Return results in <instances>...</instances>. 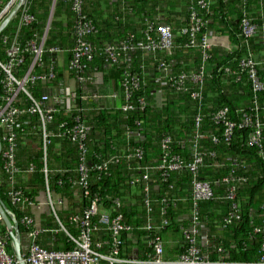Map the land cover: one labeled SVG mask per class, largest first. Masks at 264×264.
Segmentation results:
<instances>
[{
	"label": "trees",
	"instance_id": "1",
	"mask_svg": "<svg viewBox=\"0 0 264 264\" xmlns=\"http://www.w3.org/2000/svg\"><path fill=\"white\" fill-rule=\"evenodd\" d=\"M8 1L0 0V12ZM199 1L81 0L80 15L91 22L81 39L89 43L91 57H81L76 68L69 67L80 39L79 18L71 1L26 0L3 26L0 61L5 65L12 43L22 45L26 40L45 38L43 66L33 72L44 74L53 66L56 76L29 85L35 97L58 94L67 83L76 93L70 108L64 104L44 107L52 116L45 123L46 149L40 115L30 113L31 100L23 91L18 93L13 106L21 113L15 116L12 129L15 148L11 170L5 167L7 143L0 125V199L17 220L21 238L35 227L38 235L34 241L40 247L72 249L69 234L80 233L73 216L83 215L98 199L111 218L120 216L127 227L118 233L120 258L155 259L156 248L150 244L155 240L163 249L162 259L175 262L195 239L200 255L211 261L264 262V155L260 147L247 142L251 128L235 127L232 137L226 139L224 126L213 118L219 110L227 109V118L239 122L241 110L257 109L251 113L253 118L264 121V90H254L239 64L249 56L259 62L264 59V33L246 37L242 25L247 20L264 26V0H213L208 7ZM193 12L201 25L185 32L196 23ZM26 13L34 16L30 24L23 21ZM160 26L171 28L172 47L145 49L142 44L148 37L159 41ZM208 34L221 42L211 40L205 64L199 42ZM51 47L59 51H51ZM108 50L116 52V61ZM31 60L32 56L26 55L15 73L18 77L24 75ZM165 61L170 65L163 70ZM261 73L264 76V69ZM195 74L202 75V84L192 81ZM4 91L0 82V105ZM194 91H200L202 98H193ZM59 96L64 98L62 93ZM80 125L87 131L82 139H75ZM210 134H216L218 141ZM165 138L170 141L167 150L163 148ZM197 154L202 163L196 177L209 182L214 192L211 199L198 202L193 195L195 175L189 169ZM165 156L177 157L183 165L163 167ZM99 165L105 168L98 169ZM231 174L234 179L225 181ZM137 178L139 182L134 181ZM230 191L233 200L228 198ZM54 195L60 198L59 203H54V208L46 203L37 226V206L44 197L54 202ZM23 217H30L34 226H24ZM91 222L94 226L97 216ZM5 233L1 221L0 235ZM92 236L93 243L102 245L99 251L106 255L113 252L111 231L99 229ZM8 249L13 253L12 239ZM22 253L26 254L24 248Z\"/></svg>",
	"mask_w": 264,
	"mask_h": 264
},
{
	"label": "built area",
	"instance_id": "2",
	"mask_svg": "<svg viewBox=\"0 0 264 264\" xmlns=\"http://www.w3.org/2000/svg\"><path fill=\"white\" fill-rule=\"evenodd\" d=\"M71 1L73 4L74 11L78 14V22H77V34L80 37L79 43L74 48V58L69 63L70 68H76L80 66V59L83 56L91 57V49L89 43L82 40L81 37L88 33L91 28V22L85 17L80 15V7L81 0H65ZM19 0H9L7 4L3 7L0 12V27L4 22V19L10 15L12 9L17 5ZM213 0H200L199 4L202 7H208L211 5ZM26 11V10H25ZM192 19L196 21L191 26L187 27L185 32L187 31H195L201 25V20L196 17V14L193 12L191 14ZM23 21L25 24H30L34 21V16L30 13H26L23 15ZM243 25V33L246 37H259L264 33V26L259 27L258 25H254L247 20L242 21ZM158 32L160 39L155 42L151 37H148L149 41L147 43H143V47L147 50H156L158 48H165L166 50H170L172 47V39L173 34L171 28L168 26H160L158 27ZM216 41L220 43L221 41L217 38L208 35H204L202 37L200 44V51L204 55L205 64L208 62V51L211 48V42ZM193 43V42H192ZM44 44L45 38H36L31 40H26L22 45L12 43L8 54L10 57L9 62L5 65L0 61V82L5 89V98L3 99V103L0 105V125L4 127L5 135L4 140L7 143V148L3 152V156H5V167L9 170L14 169V160H13V150L15 148V134L13 133V124L15 122V116L20 112L19 107H14L13 103L17 98V95L20 91H23L26 96L31 100V105L29 108L30 113H38L42 120V132L44 133V149L47 148L48 140L47 133L45 128V123L47 120L52 118L50 111H45L44 107L46 104H64L67 108L71 107V104L75 98L76 93L72 91L71 87H63L60 88L59 93L51 94V95H43L41 97H35L29 90L28 86L32 85L36 80L42 79L45 81L54 79L56 76L55 68L52 66L46 73L44 74H34L33 70L35 67H42V54L44 52ZM51 51H59L55 47L50 48ZM109 55L111 56L113 61L117 60V55L114 50H108ZM26 55H31L32 60L28 69L25 71L22 77H18L15 73L22 67L24 62L26 61ZM241 70L246 71L249 75V78L252 81L253 87L255 91L264 90V76H262L261 69H264V59L263 61H257L252 56L247 58H243L239 62ZM170 64L168 62H163L162 67L163 70H166ZM202 75L195 74L192 75V81L196 84H202L203 78ZM181 85L184 84L183 79L179 80ZM62 93L64 98H61L59 94ZM193 98H202V93L200 91H194L191 93ZM160 100V99H159ZM255 104L258 106L257 99H255ZM257 109L251 110H241L242 111V119L239 122H234L227 118V109L219 110L216 114L213 115V118L218 122L222 123L224 126L223 137L226 139H230L233 135V131L235 127L251 128V131L248 136V144L251 146L260 147V152L264 155V142H263V134H264V121L259 118H253V113ZM201 123V116H197L196 124L199 127ZM84 131L87 129L82 125L78 126L76 129V133L73 136L75 139H82L84 135ZM139 137L142 135L138 132L136 133ZM213 140L218 141V136L216 134H210ZM196 139H199L200 136L196 135ZM170 141L168 138L163 140V148L167 150L169 148ZM194 148H197V145H194ZM139 155H142V152H138ZM164 162L162 164L163 167L169 168H178L183 165L181 160L177 157L167 158L166 156L163 158ZM202 163V158L197 154L193 163L189 166V169L195 175L193 182V195L195 201L200 200H208L213 197V189L209 182L199 180L196 175L198 173L197 167ZM105 168L104 165H99L97 168L102 169ZM80 170L86 176V169L83 165H81ZM83 176V182L86 183V178ZM234 179V174L229 175L225 181L230 182ZM135 182H139L140 179L137 178L134 180ZM228 198L230 200L234 199V194L232 191L229 192ZM120 204V203H117ZM50 205L54 208L53 203ZM233 209L237 211V205L233 204ZM234 216L238 217L237 214ZM97 216L98 222L92 226L91 219L92 217ZM2 221L0 215V222ZM72 221L77 223L80 227V233L77 236L69 234L70 239L74 242V246L72 249L68 251H53L47 250L40 247L34 239L38 235V229L35 227L28 232H26L27 239L31 240V243L28 244L26 248V254L24 255V259L27 264H102V262H109L114 264L119 262L121 264H221L220 262L211 261L205 257L200 255L199 248L195 244V239H191V245L187 249L186 253L182 254L177 261L175 262H167L162 259L163 249L159 242L155 240H150V244L155 245L157 257L155 259H149L145 261H140L134 258H120L117 256L118 253V233L120 230H123L126 227L125 223L121 219L120 216L111 218L107 209H105L100 203H98V199H94L90 206L84 211L83 215L78 216L75 215L72 218ZM21 223L24 226H34V221L30 217H23L21 219ZM150 227V226H149ZM63 228V227H62ZM152 228V227H150ZM64 229V228H63ZM99 229H107L112 232L113 235V252L109 255L102 253L99 251L102 245L100 243H93L92 232ZM259 231V229H255ZM10 240V234L7 232L4 235H0V264H19L14 253L10 252L8 249V244ZM264 261V258L262 259ZM234 264V263H230ZM264 264V262L260 263Z\"/></svg>",
	"mask_w": 264,
	"mask_h": 264
},
{
	"label": "water",
	"instance_id": "3",
	"mask_svg": "<svg viewBox=\"0 0 264 264\" xmlns=\"http://www.w3.org/2000/svg\"><path fill=\"white\" fill-rule=\"evenodd\" d=\"M26 0H20L19 3L16 5V7L13 9L12 13L9 15V17L5 20V22L1 25L0 31L3 28V26L7 23V21L18 11V9L25 4ZM2 151V139L0 135V154ZM0 215L2 218V221L11 235L12 238V251L15 254L19 264H27L23 253H22V247H21V234L19 231V225L16 220L13 219V214L10 210L7 209L3 201L0 199Z\"/></svg>",
	"mask_w": 264,
	"mask_h": 264
},
{
	"label": "crops",
	"instance_id": "4",
	"mask_svg": "<svg viewBox=\"0 0 264 264\" xmlns=\"http://www.w3.org/2000/svg\"><path fill=\"white\" fill-rule=\"evenodd\" d=\"M62 60H63V58H62V56H60L59 57V62L61 63ZM65 66H66V64L64 63V67ZM53 197H54V202H52L53 205H54V203H59L58 200L60 201V198L58 196H55V195ZM41 203L42 204L40 206H37L38 208L36 207L38 209L37 212H36V217L37 218L35 220V223H36L37 226H40V224H39V222H40L39 216H40L41 211L47 206L46 203H51V202L48 200V198L44 197V198L41 199ZM63 203H65V202H63ZM58 206L61 207L60 204H58ZM24 236L26 237V234H24Z\"/></svg>",
	"mask_w": 264,
	"mask_h": 264
},
{
	"label": "rangeland",
	"instance_id": "5",
	"mask_svg": "<svg viewBox=\"0 0 264 264\" xmlns=\"http://www.w3.org/2000/svg\"><path fill=\"white\" fill-rule=\"evenodd\" d=\"M64 86H65V87H68V86H70V85H69V83H67V84H65ZM70 87H71V86H70ZM13 218H14V217H13ZM18 225H19V224H18ZM23 238H24V237H23ZM23 238L20 239L21 247L24 248V249L26 250V248H27V246H28L29 243H28V240H26L25 238L23 239Z\"/></svg>",
	"mask_w": 264,
	"mask_h": 264
},
{
	"label": "clouds",
	"instance_id": "6",
	"mask_svg": "<svg viewBox=\"0 0 264 264\" xmlns=\"http://www.w3.org/2000/svg\"><path fill=\"white\" fill-rule=\"evenodd\" d=\"M19 1H20V0H19ZM18 3H19V2H18ZM18 3H17V4H18ZM25 3H26V2H25ZM6 4H7V3H6ZM23 5H24V4H23ZM23 5H22V6H23ZM22 6H21V7H22ZM15 7H16V6H15ZM15 7H14V8H15ZM14 8H13V9H14ZM13 9H12V11H13ZM12 11H11V13H12ZM11 13H10V14H11ZM8 17H9V15L4 19V22H5V20H6ZM4 22H3V23H4ZM1 139H2V138H1ZM2 147H3V145H2ZM2 150H3V148H2ZM1 153H2V151H1ZM13 217H14V216H13ZM13 219L16 220L15 218H13ZM16 221H17V220H16ZM2 222H3V221H2ZM7 232H8V231H7ZM8 233H9V232H8ZM25 234H26V233H25ZM24 237H25V236H24ZM25 238L27 239V237H25ZM10 239H12V238H11V235H10ZM9 241H10V240H9ZM23 256H24V255H23Z\"/></svg>",
	"mask_w": 264,
	"mask_h": 264
}]
</instances>
